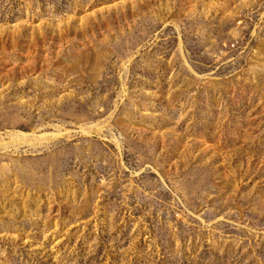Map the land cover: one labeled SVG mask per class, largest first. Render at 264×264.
Segmentation results:
<instances>
[{"label":"rangeland","instance_id":"rangeland-1","mask_svg":"<svg viewBox=\"0 0 264 264\" xmlns=\"http://www.w3.org/2000/svg\"><path fill=\"white\" fill-rule=\"evenodd\" d=\"M0 264H264V0H0Z\"/></svg>","mask_w":264,"mask_h":264}]
</instances>
